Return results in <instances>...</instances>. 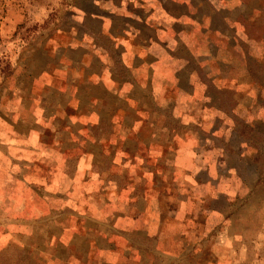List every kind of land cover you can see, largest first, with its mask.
Instances as JSON below:
<instances>
[{
	"label": "rangeland",
	"instance_id": "1",
	"mask_svg": "<svg viewBox=\"0 0 264 264\" xmlns=\"http://www.w3.org/2000/svg\"><path fill=\"white\" fill-rule=\"evenodd\" d=\"M197 1L192 3L199 6L200 21L187 29L194 39L193 67L188 72L187 61H181L184 66L177 69L171 88L163 80L174 61L163 59L169 68L164 77L154 76L158 87H152L145 60L125 64L124 55L119 57L125 49L114 48L110 37L89 29L87 0H0V264H79L87 255L86 242L97 240L106 250L117 236L139 249L125 252L143 257L136 264H264V0ZM70 36L84 41L77 55L89 48L86 64L97 66L92 51H106L113 59L108 68L132 83L136 100L160 109L152 111L153 125L163 127L159 120L178 110L173 105L193 102L189 108L203 122L197 132L209 133V138L201 135V152L216 153V162L224 160L218 185L226 184L220 190L232 193L215 191V199L201 198L192 212L168 213L153 235L143 224V201L124 205L130 218L118 223L120 213L109 209L111 197H101L97 190L100 182H85L80 173L74 176V169L97 164L101 155L102 174H109L106 170L116 168L110 157L117 155L122 133L134 127L144 137L149 122L138 114L113 119L116 124L109 127L105 120L114 109L104 106L113 103L115 94L98 98L85 87L69 90V98L60 94L51 80H70L71 67L58 65L76 54L65 38ZM186 76L195 84L188 87ZM92 113L101 116L94 128L85 123ZM88 151V157L79 159ZM134 174L141 179L140 169ZM55 185L62 192L66 187L67 196L56 194ZM174 187H182L179 180ZM94 207L103 216L110 211L111 222L99 221L82 236L62 235L70 215H89Z\"/></svg>",
	"mask_w": 264,
	"mask_h": 264
},
{
	"label": "crops",
	"instance_id": "2",
	"mask_svg": "<svg viewBox=\"0 0 264 264\" xmlns=\"http://www.w3.org/2000/svg\"><path fill=\"white\" fill-rule=\"evenodd\" d=\"M195 1L197 4L198 1ZM87 2L89 4L88 27L92 33L99 34L101 37H110L115 43L114 48L125 49L119 55V57L124 55L121 60L125 64L132 66L136 60H145L148 66L147 78L149 81L151 76L158 75V78L163 76V70L167 67L162 64L163 59L174 61L170 65V71L167 70L170 75H167L163 80L164 83L170 82L169 87L171 88L174 87L172 82L178 75L177 69L183 65L181 61H187L188 72H191L195 52L190 40L194 41V39L191 38L187 29L193 23L200 21L199 6L195 5L194 7L192 0H87ZM76 28L82 36L85 31L84 27L79 24ZM183 34L186 36L183 37ZM70 37L65 38L70 41V47L76 54L66 55V59L58 64L71 67L70 70L67 69L70 72L68 76L70 80L66 81L59 77H52L51 80L54 87L60 88V94L69 98V90L84 87L87 91L97 92L98 98L106 97L110 93L115 94L117 99L113 98V103H106L104 106L107 109H114L112 116L105 120V124L108 123L109 127L116 124L113 119L123 121L130 117L134 118L138 114L142 116L143 120L149 122L144 137L140 136L134 127L122 133L117 155L110 157L112 165L116 168L106 170L109 174H102V167L105 165L101 161L104 159L101 155L97 156V164H78L74 169V176L80 173L84 176L82 178H85L83 181L100 182L97 190L101 197H111V200H107L113 205L109 209L116 210L113 215L120 213L118 223L128 222L127 219L130 218L128 212L123 209L124 205H128L127 203L130 202L137 206L143 201L147 207V211L142 217L143 224L147 229H152L150 234L153 235L161 218L168 213L187 214V212H192V206L198 204L201 198L215 199L216 193L222 195L232 193L231 190H220L226 184L222 186L217 184L219 183L220 165L215 161L216 153L201 152V135L209 138V133L207 131L205 133L197 132L199 124L203 122L198 117L195 118L192 111L194 107L189 108L193 102L188 100L173 105V109L178 110L170 111V116H166L169 121H166L168 119L164 117L163 122L159 120L163 127L153 125L150 121L153 117L152 111L158 112L160 109L155 105H145L136 100L137 93L133 90L132 83L130 84L108 68L111 58L105 54L106 51L99 55L93 49L95 51H92L94 56L91 57V60H95L97 66L86 64L90 58L89 48L83 52V55H77L83 48L84 41L81 40L82 38L73 41L72 36ZM198 46L201 47L200 44ZM151 51L156 53L149 55ZM160 64L162 68L157 67ZM195 66L198 65L195 64ZM130 68L126 67V69ZM158 78L154 77L150 81L152 87H158L156 83ZM186 78L188 87L195 84L194 82L192 84L190 77L186 76ZM62 89H64L63 92ZM91 103L94 102L91 101ZM114 112L120 115L116 117ZM97 116L101 118L100 115L92 113L91 122L85 123H90L91 128L97 127ZM82 118L81 114L79 119ZM100 120L103 122L102 119ZM199 130L204 131L202 127ZM87 146L84 145V149ZM87 155H90V151L80 153L79 159L88 157ZM122 160L124 161L122 162ZM136 169H140L141 179L135 178L134 171ZM176 179L182 184V187L178 188L179 190L174 187ZM72 182L75 183V181ZM170 182L172 186L171 189H168ZM59 187L55 185L56 194L67 196L66 187H64V192ZM162 212L163 214H161ZM86 214L89 215H70L69 227L62 229V235L70 238L79 233L82 236L86 229L96 228L100 222H111L112 219L110 211H106L107 215L103 216L102 211H98L95 207ZM138 228L142 229V227ZM140 229L138 233L144 234ZM144 232L148 233V230L144 229ZM99 247L97 240L86 242L84 251L87 255L80 257L79 264L142 263L140 260L143 258L142 256L125 254V252L139 249L128 244L124 237L117 236L111 248L102 250Z\"/></svg>",
	"mask_w": 264,
	"mask_h": 264
},
{
	"label": "trees",
	"instance_id": "3",
	"mask_svg": "<svg viewBox=\"0 0 264 264\" xmlns=\"http://www.w3.org/2000/svg\"><path fill=\"white\" fill-rule=\"evenodd\" d=\"M254 123H255V122H254ZM245 124L250 125V126L252 125V123H245ZM218 162H219V161H218ZM219 164H220V165H221V164H224V160L220 161ZM220 182H222V181L219 179V183H220ZM219 183H217V184H219ZM225 195L228 196V194H225Z\"/></svg>",
	"mask_w": 264,
	"mask_h": 264
}]
</instances>
